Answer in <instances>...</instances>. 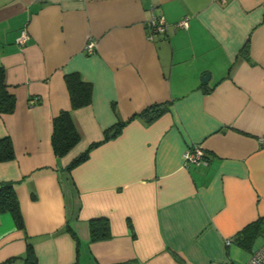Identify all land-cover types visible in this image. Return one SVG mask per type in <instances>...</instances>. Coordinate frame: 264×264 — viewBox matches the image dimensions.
I'll list each match as a JSON object with an SVG mask.
<instances>
[{
    "label": "crops",
    "instance_id": "crops-1",
    "mask_svg": "<svg viewBox=\"0 0 264 264\" xmlns=\"http://www.w3.org/2000/svg\"><path fill=\"white\" fill-rule=\"evenodd\" d=\"M151 16L165 34H150ZM0 66L16 98L0 113L14 151L0 182L15 183L24 220L0 213V264H26L27 243L34 264H237L232 238L264 219V0H0ZM71 72L92 84L87 106L71 109ZM162 102L161 116L131 120L65 170L112 124ZM64 109L80 141L57 157ZM193 144L206 164L186 168ZM93 219L108 237L90 240Z\"/></svg>",
    "mask_w": 264,
    "mask_h": 264
},
{
    "label": "trees",
    "instance_id": "trees-1",
    "mask_svg": "<svg viewBox=\"0 0 264 264\" xmlns=\"http://www.w3.org/2000/svg\"><path fill=\"white\" fill-rule=\"evenodd\" d=\"M65 83L69 92L71 109H77L90 104L92 99V84L83 79L78 72H71L65 75ZM4 80V70L0 66V113H10L15 108L16 98L11 93ZM169 102L153 103L148 107L135 113L126 120L118 121L104 130L102 140L91 143L86 150H82L77 156L72 158L65 166V170L70 171L81 162L88 159L90 150L109 138L116 137L125 124L135 118L143 119L146 123L152 122L166 110L169 109ZM69 109L61 110L52 118L51 146L53 153L57 157H63L69 153L80 141V135L71 117ZM14 151L9 139L0 140V160H9L14 157ZM15 183L13 181L0 182V213L9 212L15 222V227L24 229V220L21 215L20 204L16 194ZM90 240L104 239L109 235V225L105 219H93L89 223ZM264 233V219H259L242 229L232 239L243 249H250L251 241L258 235ZM31 243L26 245L24 260L26 264H34V254Z\"/></svg>",
    "mask_w": 264,
    "mask_h": 264
},
{
    "label": "built area",
    "instance_id": "built-area-1",
    "mask_svg": "<svg viewBox=\"0 0 264 264\" xmlns=\"http://www.w3.org/2000/svg\"><path fill=\"white\" fill-rule=\"evenodd\" d=\"M166 24L167 22L163 17L151 16V18L147 21L146 27H148L151 35L165 34L167 32ZM188 24H189L188 17H184L183 19L178 21V23L175 26L186 29L188 28ZM26 31H27L26 29L20 31V35L17 38V42L19 44L24 45V43L27 42L29 38V34ZM93 45H94V41H89V43L87 44V49L92 50ZM260 140L262 143H264V138H261ZM182 157H183V165L186 168L190 166H196L199 164H206V158H205L206 154L202 146H200V144H193L188 146V148H186L185 151L183 152ZM262 236H264V233H262ZM229 241H231V239H228L227 241H225V243L229 244ZM250 254L251 256L248 264H264V243H262V245L258 249L251 252Z\"/></svg>",
    "mask_w": 264,
    "mask_h": 264
},
{
    "label": "rangeland",
    "instance_id": "rangeland-1",
    "mask_svg": "<svg viewBox=\"0 0 264 264\" xmlns=\"http://www.w3.org/2000/svg\"><path fill=\"white\" fill-rule=\"evenodd\" d=\"M264 236L262 234H258L251 242V247L250 249H243L239 248L236 245L232 246L233 252L231 254L233 263L237 264H248L251 252L255 251L258 249L262 243H264ZM252 250V251H251Z\"/></svg>",
    "mask_w": 264,
    "mask_h": 264
},
{
    "label": "water",
    "instance_id": "water-1",
    "mask_svg": "<svg viewBox=\"0 0 264 264\" xmlns=\"http://www.w3.org/2000/svg\"><path fill=\"white\" fill-rule=\"evenodd\" d=\"M209 78V74L208 73H205L203 76H201V81H207Z\"/></svg>",
    "mask_w": 264,
    "mask_h": 264
}]
</instances>
